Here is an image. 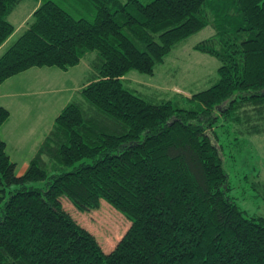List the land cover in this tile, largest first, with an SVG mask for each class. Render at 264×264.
Wrapping results in <instances>:
<instances>
[{"label": "trees", "instance_id": "obj_1", "mask_svg": "<svg viewBox=\"0 0 264 264\" xmlns=\"http://www.w3.org/2000/svg\"><path fill=\"white\" fill-rule=\"evenodd\" d=\"M22 1L0 0V47ZM35 1L0 56V85L31 68L66 71L88 52L95 75L80 90L85 103L53 118L22 175L0 137V264H264V218L227 196L216 132L225 127L235 146L264 133V0H84L90 18ZM209 25L214 35L193 49L219 62L218 79L186 99L190 109L123 86L129 71L152 76ZM9 116L0 107V128ZM65 202L77 214L104 205L126 228L103 247Z\"/></svg>", "mask_w": 264, "mask_h": 264}, {"label": "rangeland", "instance_id": "obj_2", "mask_svg": "<svg viewBox=\"0 0 264 264\" xmlns=\"http://www.w3.org/2000/svg\"><path fill=\"white\" fill-rule=\"evenodd\" d=\"M53 1L75 17L91 16L92 10L84 0ZM140 1L146 3L149 0ZM37 6L35 0H23L10 14L8 20L15 31L0 47V56L26 30L31 13ZM213 35L210 25L190 35L176 44L164 61L155 66L152 76L131 70L122 78L123 86L151 103L169 101L179 108L190 109L193 105L186 99L211 87L218 79L219 62L193 49ZM95 63L96 52H88L78 65L66 71L55 67L31 68L0 85V105L7 106L12 113L4 127L0 128V137L6 143L10 160L15 163L16 175L26 171L37 141L51 127L53 118L70 102L85 103L80 90L94 77ZM216 132L224 153V170L228 175L230 190L227 196L248 215L264 218V133L245 136L242 144L235 146L236 141L225 127H218ZM44 183L46 181L32 185L44 188ZM101 203L107 204L105 201ZM63 206L72 212L80 225L96 236L103 247L114 245L126 228L104 205L87 214H77L67 202Z\"/></svg>", "mask_w": 264, "mask_h": 264}, {"label": "crops", "instance_id": "obj_3", "mask_svg": "<svg viewBox=\"0 0 264 264\" xmlns=\"http://www.w3.org/2000/svg\"><path fill=\"white\" fill-rule=\"evenodd\" d=\"M2 84H3V83H2ZM0 106H2V107L4 106V108L7 107V106H5V105H0ZM6 109H7V108H6ZM9 112H10V111H9ZM11 115H12V113L10 112V116H11ZM10 116H9V118H10ZM6 122H7V121H6ZM6 122H5V123H6ZM3 127H4V126H3ZM2 129H3V128H2ZM44 134H45V133H42V136H41V137H43ZM41 137H40V138H41ZM1 138H2V137H1ZM39 140H40V139H39ZM39 140L37 141V145H38V143L40 142ZM37 145H36V147H37Z\"/></svg>", "mask_w": 264, "mask_h": 264}, {"label": "water", "instance_id": "obj_4", "mask_svg": "<svg viewBox=\"0 0 264 264\" xmlns=\"http://www.w3.org/2000/svg\"><path fill=\"white\" fill-rule=\"evenodd\" d=\"M263 96H264V91H262V93H261Z\"/></svg>", "mask_w": 264, "mask_h": 264}]
</instances>
